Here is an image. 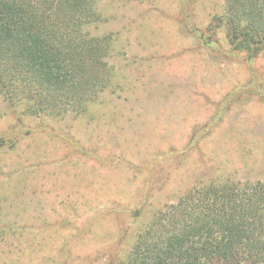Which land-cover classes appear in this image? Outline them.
Segmentation results:
<instances>
[{
    "label": "rangeland",
    "instance_id": "1",
    "mask_svg": "<svg viewBox=\"0 0 264 264\" xmlns=\"http://www.w3.org/2000/svg\"><path fill=\"white\" fill-rule=\"evenodd\" d=\"M222 8L98 0L113 76L88 113L18 119L0 100V264H113L192 186L264 182V50L230 49Z\"/></svg>",
    "mask_w": 264,
    "mask_h": 264
},
{
    "label": "trees",
    "instance_id": "2",
    "mask_svg": "<svg viewBox=\"0 0 264 264\" xmlns=\"http://www.w3.org/2000/svg\"><path fill=\"white\" fill-rule=\"evenodd\" d=\"M97 3L0 0V100L18 119L81 117L111 87L112 36L90 32ZM215 22L233 51L251 59L264 50V0H223ZM129 246L113 264H264V182L194 185Z\"/></svg>",
    "mask_w": 264,
    "mask_h": 264
}]
</instances>
